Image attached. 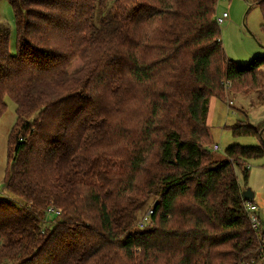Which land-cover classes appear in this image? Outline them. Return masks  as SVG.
<instances>
[{
    "label": "trees",
    "instance_id": "trees-1",
    "mask_svg": "<svg viewBox=\"0 0 264 264\" xmlns=\"http://www.w3.org/2000/svg\"><path fill=\"white\" fill-rule=\"evenodd\" d=\"M8 1L0 117L10 98L18 121L0 264H264V220L252 227L237 175L264 159V121L230 128L259 146L208 148L211 98L264 67L227 57L219 0Z\"/></svg>",
    "mask_w": 264,
    "mask_h": 264
},
{
    "label": "rangeland",
    "instance_id": "rangeland-1",
    "mask_svg": "<svg viewBox=\"0 0 264 264\" xmlns=\"http://www.w3.org/2000/svg\"><path fill=\"white\" fill-rule=\"evenodd\" d=\"M255 2L256 0H219L217 5V16H221L224 12L229 14L227 21L219 25L225 53L229 59L241 65L248 64L255 57H264L262 10ZM0 24H3L9 32L10 53L15 55L17 27L14 10L8 0H0ZM79 65L80 62H76L73 69ZM223 95V102L213 97L209 104L206 122L212 142L209 143L208 148L217 157H223L226 148L234 144L259 146L261 140L254 137L235 138L230 128L238 122H247L256 126L264 121V67L255 80L247 76L226 86ZM5 102L7 109L0 117V191H4L9 147L11 146L12 149L11 135L18 121L16 103L10 98H6ZM214 145H218L220 150L215 151ZM247 166L250 169L248 181L244 180L240 171L237 172L238 180L244 190L253 193V203L258 207V215L264 220V159L250 161ZM5 195L7 196L6 192ZM152 205L153 201L141 212L137 226L149 213ZM52 219L51 215L49 221Z\"/></svg>",
    "mask_w": 264,
    "mask_h": 264
},
{
    "label": "built area",
    "instance_id": "built-area-1",
    "mask_svg": "<svg viewBox=\"0 0 264 264\" xmlns=\"http://www.w3.org/2000/svg\"><path fill=\"white\" fill-rule=\"evenodd\" d=\"M228 18H229V14L227 12H224L221 16L216 17V22L218 25H222L227 21ZM227 86H230L229 82L227 83ZM214 150L219 151L220 147L218 145H214ZM247 211H248L249 216H250V221H251L252 227L254 229H258L260 226V218L258 215L257 205L254 203H249L247 205ZM48 213L51 215H59L60 211H55L54 209H49ZM152 213L153 212L150 210L149 213L143 217L142 221L139 224V227L141 229L145 228L146 224L150 222Z\"/></svg>",
    "mask_w": 264,
    "mask_h": 264
},
{
    "label": "water",
    "instance_id": "water-1",
    "mask_svg": "<svg viewBox=\"0 0 264 264\" xmlns=\"http://www.w3.org/2000/svg\"><path fill=\"white\" fill-rule=\"evenodd\" d=\"M243 196L246 200H252L253 199V193H251L248 190L243 189Z\"/></svg>",
    "mask_w": 264,
    "mask_h": 264
}]
</instances>
